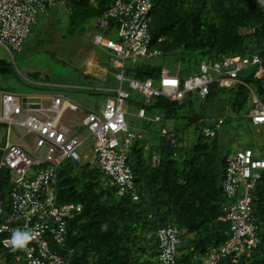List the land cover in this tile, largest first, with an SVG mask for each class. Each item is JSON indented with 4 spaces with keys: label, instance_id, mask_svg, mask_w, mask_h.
<instances>
[{
    "label": "trees",
    "instance_id": "1",
    "mask_svg": "<svg viewBox=\"0 0 264 264\" xmlns=\"http://www.w3.org/2000/svg\"><path fill=\"white\" fill-rule=\"evenodd\" d=\"M151 1V48L159 51L160 56L139 63L133 71L135 80L159 81L167 71L164 64L156 62L159 58L166 61L176 57L195 70L201 63L215 65L229 58L257 56L264 66V5L260 0ZM63 3L71 14V23L79 27L98 20L114 0L58 2ZM8 67L0 60V75L9 72ZM258 69L251 66L242 72L241 83L231 88L214 84L206 98L190 93L182 101L166 97L154 98L149 103L145 98L139 100V110L145 109L147 117L155 112L174 123L180 119L187 122L182 129H164L167 134L161 132L156 136L158 144L152 146L149 143L154 142L148 141L147 132L139 133L142 139H135L127 153L134 188L124 195L97 163L67 161L59 168V203L83 205V212L68 224L66 245L73 251L68 264H162L158 233L169 225L180 232L178 264H205L208 252L230 239V224L221 219L239 197H229L223 185L226 160L237 152L223 150L219 124L209 118L208 112L210 104L228 90L232 93L229 107L235 118L251 125L250 131L254 133L248 118L254 108V96L264 102V75L256 78ZM4 93L10 92H0V104ZM193 94L203 101L199 111L193 110ZM187 107L189 112L181 115L180 111ZM232 117L225 118L223 125L231 123ZM193 126L197 128L195 140L185 141L180 135ZM208 129L215 133L213 137L207 135ZM168 136L173 143L167 140ZM7 142L0 143V208L4 211L1 221L12 225L15 185L12 172L2 166ZM254 153L256 160L261 159L264 147ZM256 175L259 177L251 194L258 244L244 255L233 254L219 264H264V170ZM134 195L139 200L135 201ZM4 237H0V257L5 253Z\"/></svg>",
    "mask_w": 264,
    "mask_h": 264
},
{
    "label": "built area",
    "instance_id": "2",
    "mask_svg": "<svg viewBox=\"0 0 264 264\" xmlns=\"http://www.w3.org/2000/svg\"><path fill=\"white\" fill-rule=\"evenodd\" d=\"M59 1L0 0V44L10 53L23 51L38 18L49 13ZM152 8L151 0H114L111 8L97 20L101 33L96 34L94 43L118 59L116 67L123 73L119 76L121 88L115 92V96L107 100L101 112H89L83 125L95 143V163L116 184L121 195L134 188V176L128 165L127 153L135 139H142V135L130 131L124 111L126 101L131 98L130 93L122 89L126 81L124 70L126 61L132 58L153 60L160 56L159 51L151 48ZM111 29L117 30L120 43L111 38ZM251 66L259 67L256 78L264 75L261 59L254 56L251 59L229 58L211 66L201 63L199 72L185 80L166 71L158 81L160 89L153 79H133L129 82L131 88L148 103L159 97L182 101L190 93L206 98L216 83L224 88L240 84L241 73ZM63 103L61 96H53L50 104L35 108L26 106L22 97L13 93L2 95L0 123L19 125L27 130L35 139L34 150L39 159L29 157L19 144L9 142L4 149L2 166L12 172L15 188L11 201L12 225L1 221L4 211L0 208V237L6 235L2 239L5 253L0 257V264H68V257L73 255V251L66 245L68 224L83 212V205L59 203V168L67 161L83 164L81 149L89 139L84 140L75 135L59 122L61 115L68 109L79 110L77 104H68V109L62 110ZM253 103L254 108L249 112L248 118L264 139V102L255 98ZM138 116L146 119V110L140 109ZM154 121L160 122L161 118L157 116ZM223 122L220 119L218 124L222 125ZM163 133L166 135L167 131L164 130ZM206 133L212 137L215 134L209 129ZM167 140L174 142L169 136ZM44 149L46 153L41 156ZM34 168H39L38 172L30 173ZM259 170H264V155L256 160L251 149L239 151L227 158L223 188L229 197L239 198L221 219L230 224V239L223 246L212 248L205 264H219L233 254L242 256L257 246L251 192L255 189L259 177L256 172ZM133 199L139 200L137 195ZM17 230L28 232L31 236L23 247H13L8 243ZM158 237L162 264H178V249L181 244L179 230L169 225L159 231Z\"/></svg>",
    "mask_w": 264,
    "mask_h": 264
},
{
    "label": "rangeland",
    "instance_id": "3",
    "mask_svg": "<svg viewBox=\"0 0 264 264\" xmlns=\"http://www.w3.org/2000/svg\"><path fill=\"white\" fill-rule=\"evenodd\" d=\"M116 32V29H111V34H113L111 38L120 43L121 40ZM97 33H101L97 27V20H91L84 25L75 27L71 23V14L66 5L58 4L49 13L38 18L23 51L10 53L0 44V60L10 65L8 67L10 71L0 75V92H10L20 97H31L36 94L58 95L63 98H71L75 104L81 107L82 111L101 112L107 100L115 96V92L121 88L119 76L123 72L116 67L118 59L94 43ZM104 34L108 36L107 32ZM142 61L144 60H135V58L126 61L124 70L126 81H124L122 89L130 93L131 99L126 101L124 111L130 131L134 134L146 131L148 141L154 142L149 143V146H152L158 144L156 136L158 138L164 129L168 132L174 131L176 126L182 129L187 121L180 119L174 123L172 120L166 119L162 113L155 112L149 113L145 120L139 118L137 102L143 100L144 97L131 88L129 81L135 78L133 71ZM156 62L164 64L167 71H170L171 74L176 73L182 80L197 73L200 65L194 70L193 67L176 57L166 61L159 58ZM207 64L212 65V63ZM155 82L156 87L160 89L159 82ZM231 94L228 90L223 91L217 101L210 104L208 112L209 118L215 122L221 118L233 116L231 123L217 127L223 150L235 154L239 150L248 148L254 151L259 147L263 148L264 139L256 135L254 131L251 133L250 127L252 126L245 123L244 120L235 118L234 112L229 107ZM192 99L195 103L193 110L199 111L203 101L196 98L195 94L192 95ZM180 112L181 115H186L189 108ZM156 116L163 118L162 122H155ZM80 117L71 116L67 122H71L69 126L84 140L89 139L81 149L83 164L95 163L97 161L93 154L95 143L91 134L84 126L76 130ZM64 120L65 117L63 122ZM240 123H243V126H240ZM196 134L197 128L193 126L180 136L185 141H194ZM7 140L12 143L20 142L29 157L34 160L39 159L34 150V137L19 125H0V143ZM45 153L44 149L41 156H44ZM38 170L39 168H34L30 170V173H37Z\"/></svg>",
    "mask_w": 264,
    "mask_h": 264
},
{
    "label": "crops",
    "instance_id": "4",
    "mask_svg": "<svg viewBox=\"0 0 264 264\" xmlns=\"http://www.w3.org/2000/svg\"><path fill=\"white\" fill-rule=\"evenodd\" d=\"M56 96H58V95H56ZM52 97L53 96H51V95H39V94H36V95H34V96H31V97H22V102L27 106V105H30V106H32V107H35V108H38V107H40V106H42V105H48V104H50L51 103V100H52ZM62 97V96H61ZM30 98H34V99H39L40 100V103H30L29 102V99ZM63 98V97H62ZM64 99V103H63V105H62V110H66V109H68V104H75V102H73L72 101V99L71 98H63ZM71 99V100H70ZM78 107H79V110L78 111H72V110H70V109H68L63 115H61V117H60V119H59V122L64 126V127H66V128H69V129H71L72 130V128H71V126H69L70 124H71V122H67V120L69 121V117H71V116H81L80 118H79V123L77 124L78 125V127L76 128V130H79V127H82V126H84L83 125V122H84V119H85V117H86V115L89 113V112H86V111H82V109H81V107L78 105ZM64 112V111H63ZM71 114V115H70ZM65 117V120H64V122H63V118ZM66 117H67V119H66ZM222 120H224L225 118H221ZM76 125V126H77ZM75 129V128H74ZM72 132L75 134V135H78V136H81V135H79L78 133H76V132H74L73 130H72ZM255 134L256 135H259V133H258V131L255 129ZM7 142V141H6ZM12 143L10 140H8V142H7V144L8 143ZM13 144H19V145H21V143L20 142H18V143H13ZM245 150H247V149H245ZM239 151H243V150H239ZM238 151V152H239ZM230 157V156H229ZM228 157V158H229Z\"/></svg>",
    "mask_w": 264,
    "mask_h": 264
},
{
    "label": "clouds",
    "instance_id": "5",
    "mask_svg": "<svg viewBox=\"0 0 264 264\" xmlns=\"http://www.w3.org/2000/svg\"><path fill=\"white\" fill-rule=\"evenodd\" d=\"M30 239L31 236L28 232H21L17 230L13 232L12 238L8 241V243H10L13 247H23Z\"/></svg>",
    "mask_w": 264,
    "mask_h": 264
},
{
    "label": "water",
    "instance_id": "6",
    "mask_svg": "<svg viewBox=\"0 0 264 264\" xmlns=\"http://www.w3.org/2000/svg\"><path fill=\"white\" fill-rule=\"evenodd\" d=\"M260 2L264 5V0H260ZM29 102L30 103H40V100L39 99L30 98Z\"/></svg>",
    "mask_w": 264,
    "mask_h": 264
}]
</instances>
